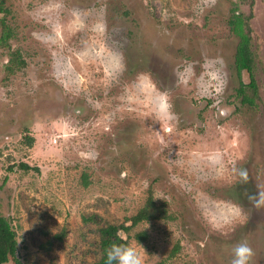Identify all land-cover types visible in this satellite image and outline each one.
Wrapping results in <instances>:
<instances>
[{
  "label": "rangeland",
  "instance_id": "374dc122",
  "mask_svg": "<svg viewBox=\"0 0 264 264\" xmlns=\"http://www.w3.org/2000/svg\"><path fill=\"white\" fill-rule=\"evenodd\" d=\"M3 1L0 216L20 264H94L97 228L131 226L150 198L171 219L123 235L144 264H231L242 242L264 264V207L248 199L264 191V0L255 90L229 25L250 0Z\"/></svg>",
  "mask_w": 264,
  "mask_h": 264
},
{
  "label": "trees",
  "instance_id": "16d2710c",
  "mask_svg": "<svg viewBox=\"0 0 264 264\" xmlns=\"http://www.w3.org/2000/svg\"><path fill=\"white\" fill-rule=\"evenodd\" d=\"M250 9L251 14L248 17H244L242 15L235 14L233 18L229 21L231 31L239 37L240 42L238 44L235 56V65L237 68V73L240 81L242 80V72L247 71L250 74L252 79L253 76V53L251 51L252 45V29L250 26V21L253 17V0H250ZM3 0H0V16L1 14L8 13V11L4 8ZM2 26V27H1ZM0 28L2 29L0 37V43L4 41V43L8 45V41L11 38V31L5 25V21L3 17H0ZM12 61V60H11ZM10 61V62H11ZM17 67H12L10 64L7 65L8 73H13L16 71ZM242 83V82H241ZM254 80L252 79L250 87L254 90L256 89ZM242 86L239 89V95L244 96V89L247 86ZM244 103H252V100L248 97L244 96ZM26 142L32 144V138L28 135L26 136ZM23 169H29L26 165H21ZM171 219L168 216V211L164 204L156 205L153 198H150L146 204V206L135 216L132 218L131 226L124 225H107L106 227H98V243L97 246L99 248L100 258L94 264H108L106 257V249L112 243H127V239L123 237L125 234H129L134 226L139 224L140 222L147 221H161ZM92 220L91 218L88 219ZM87 220V221H88ZM120 234L119 236L117 234ZM137 238H141L142 240L146 239L145 235H138ZM10 259H13L15 264H20L17 259V241H16V233L11 228L7 219L2 218L0 216V264H7L10 262Z\"/></svg>",
  "mask_w": 264,
  "mask_h": 264
},
{
  "label": "clouds",
  "instance_id": "9594fccd",
  "mask_svg": "<svg viewBox=\"0 0 264 264\" xmlns=\"http://www.w3.org/2000/svg\"><path fill=\"white\" fill-rule=\"evenodd\" d=\"M160 100L158 115L161 118L171 120L176 114L171 111L172 106L168 101L167 95L161 93ZM238 174L243 182L246 183L248 181L249 177L246 169L238 170ZM248 199L253 204V207L257 209L264 207V191H258L255 195H250ZM117 235L119 236L120 234L118 233ZM139 246L143 249L140 244ZM254 255L253 249L246 242L239 243L233 248L234 258L231 264H249ZM106 257L108 264H144L141 252L127 243H112L106 249Z\"/></svg>",
  "mask_w": 264,
  "mask_h": 264
}]
</instances>
